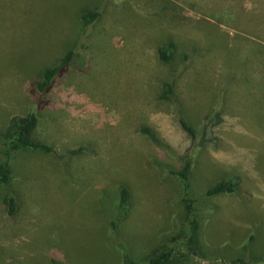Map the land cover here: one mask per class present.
<instances>
[{"label":"rangeland","instance_id":"rangeland-1","mask_svg":"<svg viewBox=\"0 0 264 264\" xmlns=\"http://www.w3.org/2000/svg\"><path fill=\"white\" fill-rule=\"evenodd\" d=\"M72 51L36 110L32 83ZM34 109V138L61 156L0 155L13 174L0 183V264H148L171 249L191 264L179 233L199 216L212 250L199 262L264 253V0H0V130ZM219 112L218 148L191 145L178 120L202 133ZM188 149L199 153L187 193L172 172ZM221 181L239 192L207 197Z\"/></svg>","mask_w":264,"mask_h":264},{"label":"trees","instance_id":"trees-1","mask_svg":"<svg viewBox=\"0 0 264 264\" xmlns=\"http://www.w3.org/2000/svg\"><path fill=\"white\" fill-rule=\"evenodd\" d=\"M100 12L95 11L93 13H87L82 16V21L84 28L92 25L94 22L98 20L100 17ZM171 48V47H170ZM168 49H159L158 56L160 61H162L166 65H170L172 58L168 53ZM172 49V48H171ZM74 53H69V55L57 66L47 69L42 77L36 82L32 83L33 88V96H34V108L39 110L47 105L46 101L40 100V97L45 95L50 91L52 85L54 84L55 79L60 76L68 67L71 59L73 58ZM168 92L172 94L173 85L168 84ZM31 111L25 116H14L9 121L8 127L6 130H0V142L2 144V149L0 150V155L4 153H8L11 149H28L32 151H42L46 154H55L56 156H61L60 153L56 152L54 148L49 146L46 143L38 141L34 138L35 130L38 126V115L36 110ZM179 125L181 129L189 136L191 140V145H208L214 143L216 148L219 146L218 138L213 134V129L220 125L223 122V117L220 112L217 116L209 119L206 123V129L204 132H197L192 126L187 124V122L180 118ZM209 130V131H208ZM207 131L209 133H207ZM141 134L149 138L152 142H154L158 147L165 149L167 153L171 151L168 147L163 144L155 135V133L149 128H142ZM199 142V143H197ZM10 148L9 151H7ZM6 151V152H5ZM84 152V148H77L71 150L66 155L74 156L79 155ZM189 149L187 153L179 155V159L183 160L182 170L179 172H172L173 174H177L184 186V190L188 193L190 191V180H191V172L194 168V163L196 157H198L199 151H193L194 154L191 156L188 155ZM187 154V155H186ZM13 174L11 169L7 164L0 165V183L2 185L12 186ZM5 199L3 200L4 204L7 207V213L9 217H14L18 213V204L17 199L9 195L10 190L6 188ZM9 190V192H8ZM239 192V186L235 182H218L206 192V196L209 198L217 197L220 195H235ZM130 204V194L126 187H122L120 190L119 204H118V216L119 220L122 216L127 214L128 207ZM192 206H188L187 209L190 211ZM205 218L198 217L191 221L189 229L187 231H182L179 233V240H181L182 245L185 246L187 255L191 264H205V262H199L198 260L207 259V257L203 256L202 253H206L207 250L212 251L209 248L208 238L205 235ZM111 228L115 230L117 228V222L111 223ZM215 251V250H214ZM175 255V249L167 250L161 252L159 255L153 257L149 260L148 264H189V262L180 263L177 261ZM201 256V258L199 257ZM198 257V258H197ZM52 264H62L56 260L52 261ZM212 264H264V253L259 254L258 256H250V257H239L233 261H227L222 258V261L219 263L215 261Z\"/></svg>","mask_w":264,"mask_h":264},{"label":"crops","instance_id":"crops-1","mask_svg":"<svg viewBox=\"0 0 264 264\" xmlns=\"http://www.w3.org/2000/svg\"><path fill=\"white\" fill-rule=\"evenodd\" d=\"M95 11H98L99 12V10L98 9H96ZM100 14H101V12H100ZM98 20H99V18H98ZM73 52V51H72Z\"/></svg>","mask_w":264,"mask_h":264}]
</instances>
